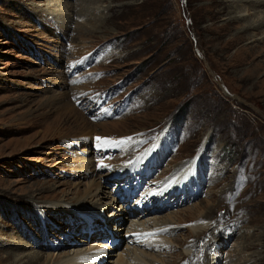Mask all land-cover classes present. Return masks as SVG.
<instances>
[{
    "label": "rangeland",
    "instance_id": "rangeland-1",
    "mask_svg": "<svg viewBox=\"0 0 264 264\" xmlns=\"http://www.w3.org/2000/svg\"><path fill=\"white\" fill-rule=\"evenodd\" d=\"M257 1L0 0V264L128 257L135 214L169 232L154 264H264V51L234 40ZM142 156L149 214L111 182Z\"/></svg>",
    "mask_w": 264,
    "mask_h": 264
},
{
    "label": "bare ground",
    "instance_id": "bare-ground-1",
    "mask_svg": "<svg viewBox=\"0 0 264 264\" xmlns=\"http://www.w3.org/2000/svg\"><path fill=\"white\" fill-rule=\"evenodd\" d=\"M254 1H257V0H254ZM261 3H263V5H264V0ZM237 6H238L237 3H231V7H233V9H235ZM246 11L248 12V9H245V8L239 9L236 13L238 15H236V17L232 19V22L237 24V25H240L241 20L245 16ZM259 32H261L262 35L260 38H256V35ZM241 38H243L244 40L247 41V42H245L246 44L251 43V42L254 43L250 47L247 45L245 46V44L242 46L245 49H247V51H248L247 53L250 54L252 48L253 49L260 48V52H258V53L263 52L264 51V15L262 17L258 16L255 21H250V22L247 21L243 25H241V28H239V31L237 32L236 36L234 37V40L236 42L237 40H239ZM249 64H251V62H249ZM78 93H80V92H78ZM132 148H134V147H132ZM141 160H142V158L140 157L137 160V162L135 163V165L130 169V173H132L133 170H136L138 168V164ZM125 171H126V169H121V170L119 169L116 171L118 174H115L114 176L120 177V176H122V174ZM137 171H138V169H137ZM178 171L179 170H174L171 174H169V176L177 174V178L174 180H173V178H170L169 180L163 179V180L154 182L155 184H159L160 182L165 181L168 184V186H170L171 190L168 191L167 196L176 195L178 193L177 191L172 190L176 185L178 186V184L181 183L179 177L182 174L179 175ZM150 186H147V187H150ZM164 186H166V184H163V187ZM147 187H145V188L147 189ZM159 191H161V190H159ZM144 192L148 193L149 195L153 194V190H144ZM166 197L164 199H167ZM150 201L153 202L154 200L151 199ZM165 202L166 201H164L163 203H165ZM136 204H137V206L141 205L139 202H136ZM147 214H149V211ZM135 215H136V217L134 218V220L130 221L129 226L131 227V229H129L128 232L131 233V231H134V232H132V240L136 239L137 243L141 240L143 242V246H137V245L132 246L130 255L128 257H125L120 252L112 251L110 247H107V245L102 244V245H99L97 247V249H95L93 251V252H95L94 254L92 253L91 255L86 256L85 253L79 252V253L71 256L70 260L73 261L71 264H95V263H98L106 257V254H107L106 251L107 250H109L110 254L112 253L111 255H109L110 257L108 260V264H154V263H156L153 259L148 258V256H151V253H149L148 250L158 251V249H159V251H160V249L165 248L166 243L164 242V240L162 238H160L157 235L152 236L151 233H153V232L157 233L159 231H166L167 235H168L169 232L167 230L160 229L161 226H159V225H153V223L158 222L160 219H156L153 217V219L149 220V218L145 219L141 214H135ZM88 216H90V215H88ZM88 216L85 215V217H88ZM96 216H101V215H96ZM101 218H103V217L101 216ZM115 219L112 222V225H113L112 228H116L115 227ZM108 221H109V219H108ZM106 224H108V222H106ZM136 231H145V232L150 231L151 233H148L146 236H140V234L136 233ZM163 238L166 239L167 237L163 236ZM166 248L169 251L168 245ZM146 259H149V260L147 261Z\"/></svg>",
    "mask_w": 264,
    "mask_h": 264
},
{
    "label": "snow or ice",
    "instance_id": "snow-or-ice-1",
    "mask_svg": "<svg viewBox=\"0 0 264 264\" xmlns=\"http://www.w3.org/2000/svg\"><path fill=\"white\" fill-rule=\"evenodd\" d=\"M97 139L99 140L100 138L98 137Z\"/></svg>",
    "mask_w": 264,
    "mask_h": 264
}]
</instances>
